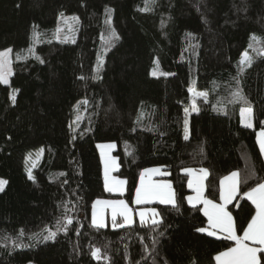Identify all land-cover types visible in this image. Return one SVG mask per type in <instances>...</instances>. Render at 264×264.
<instances>
[{
	"label": "trees",
	"instance_id": "obj_1",
	"mask_svg": "<svg viewBox=\"0 0 264 264\" xmlns=\"http://www.w3.org/2000/svg\"><path fill=\"white\" fill-rule=\"evenodd\" d=\"M74 13L75 39L54 40L60 16ZM7 47L23 55H13L11 84L0 80V264H215L234 245L202 232L186 169L208 172L216 202L221 180L240 174L228 209L241 235L256 211L244 194L264 184V0H0ZM192 89L204 95L188 127ZM246 106L252 127L241 123ZM102 142L117 145L124 195L106 188ZM147 169L161 170L175 203L148 204L153 222L94 224V202L133 205Z\"/></svg>",
	"mask_w": 264,
	"mask_h": 264
},
{
	"label": "crops",
	"instance_id": "obj_2",
	"mask_svg": "<svg viewBox=\"0 0 264 264\" xmlns=\"http://www.w3.org/2000/svg\"><path fill=\"white\" fill-rule=\"evenodd\" d=\"M257 141L264 157V129L257 132ZM186 172L190 177L189 188L191 190L188 202L191 205H200L208 220V226L203 228L202 232L216 238H228L234 241L231 248L216 256L215 264H258L259 250L264 249V184H260L244 194L245 198L253 203L256 211L240 235L236 230L234 216L228 209V204L233 202L238 195L240 174L234 171L221 180L220 201L216 202L205 195L208 172L205 169L192 168L186 169ZM161 174L162 172H155L150 183L165 185L164 190H161V187L158 188L157 194L154 192L157 197L153 195L143 204H130L129 211L134 213L133 215L130 213L133 216L130 223L135 218L148 221L149 218L145 217L146 213L149 214V217L158 218L157 209L148 204L154 202L175 203L173 187L170 186L171 183L169 184L167 179L159 178Z\"/></svg>",
	"mask_w": 264,
	"mask_h": 264
},
{
	"label": "rangeland",
	"instance_id": "obj_3",
	"mask_svg": "<svg viewBox=\"0 0 264 264\" xmlns=\"http://www.w3.org/2000/svg\"><path fill=\"white\" fill-rule=\"evenodd\" d=\"M107 10L113 12V8H108ZM78 26L79 18L77 14H62L60 16V22L55 27V31L53 30V32L55 33L53 39L65 42L74 40L76 37L75 31H77L76 29ZM14 54L20 57L23 55V53L20 51L15 52L12 47H7L0 50V80L2 81V83L7 85L11 84V76L13 73L12 62ZM103 62L104 50H101L99 52L98 63L95 69L96 78L100 77L101 75V68ZM159 73L168 72L162 71L161 69L154 67L152 70V74ZM191 93L193 97L192 104L188 109H186L188 127L190 115L199 110L198 105L196 104V100L204 95L203 92L198 91L196 89H192ZM10 96L11 99L14 101L16 97V90L12 87H10ZM75 121L76 125L78 126L79 123L76 119ZM241 123L244 126H253V112L251 107L246 106L242 108ZM116 146L117 145L115 142H102L99 144V150L103 162V171L106 188L113 193L124 195L127 192V181L125 178L120 177L118 174H116V171L119 168L118 159L114 154ZM43 152V148H39L36 151L31 152L30 155L28 154L27 164L30 172L32 171V168L36 166L42 159ZM160 171V169H147V171H143L144 173L142 172L139 184L135 190L134 198L132 200V203H134V205L143 204L146 199H150V197L153 195L157 197L156 192L158 191V188L161 187V190H164L165 185H161L159 183H150V180L152 179L155 172L160 173ZM168 183L170 184V181H168ZM6 184L7 181L4 178L0 177V191L5 188ZM130 204L131 203L129 199H127L125 196L97 199L94 202L92 222L99 226H107L109 223L114 225V223H116L117 218L122 217L125 218L124 223H130L131 219L133 220L132 215L134 214L129 211ZM145 217H148L149 220L152 222L158 219L155 216L149 217V214L147 213L145 214Z\"/></svg>",
	"mask_w": 264,
	"mask_h": 264
}]
</instances>
